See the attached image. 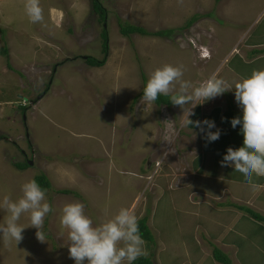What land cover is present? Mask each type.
Here are the masks:
<instances>
[{
    "label": "rangeland",
    "instance_id": "374dc122",
    "mask_svg": "<svg viewBox=\"0 0 264 264\" xmlns=\"http://www.w3.org/2000/svg\"><path fill=\"white\" fill-rule=\"evenodd\" d=\"M229 1L101 0L103 18L93 0H39L43 20L31 23L25 0H0V201L19 199L25 182L45 175L52 184L46 202L53 208L44 220V242L30 214L22 215L23 238L0 241V264H75L60 216L66 204L77 202L94 226L121 208L138 220L148 217L154 243L145 242L144 256L156 264H221L210 244L232 264H264V222L238 208L264 216L263 192L253 193L229 167L217 171V159L232 144L243 145L240 130L223 128L219 140L207 143L188 128L190 104L141 103L143 76L148 80L166 64L182 67V79L193 88L213 74L231 82L264 70V55L248 59L253 66L242 58L250 50L245 46L263 44L264 16L253 23L252 0L237 7ZM195 15L197 23L186 28ZM123 26L174 34L126 36ZM88 57L107 64L91 67ZM234 97L229 91L201 101L193 115L198 107L204 117L215 108L235 111ZM28 161L29 168L17 167ZM189 176L194 187L188 182L175 192ZM196 192L197 205L205 207L190 202ZM7 215L0 208V226Z\"/></svg>",
    "mask_w": 264,
    "mask_h": 264
},
{
    "label": "clouds",
    "instance_id": "9594fccd",
    "mask_svg": "<svg viewBox=\"0 0 264 264\" xmlns=\"http://www.w3.org/2000/svg\"><path fill=\"white\" fill-rule=\"evenodd\" d=\"M24 11L31 23L43 20L39 0H25ZM183 75L182 67L166 64L155 69L143 89L141 103H155L160 96L175 91L171 95V103L182 109L190 104L188 124L199 128L206 142L212 143L220 139L221 130L217 129L214 120H190L192 109L234 91L242 116L233 118L230 123L233 129L240 126L243 145L236 149L228 148L221 166L240 174L253 193L264 189V184L257 182L258 178H264V70H255L250 77L231 82L213 74L194 88L191 82L182 79ZM167 131L165 141L168 139ZM28 162L30 165L32 161ZM21 191L22 196L17 200L5 197L0 201V208L8 214L5 225L0 226V241L18 244L25 229L18 221L28 213L31 227L37 229V239L44 242V220L53 211L51 204L46 202V190L36 180H30L22 185ZM60 224L68 229L69 258L75 264H135L145 255V241L140 233L138 217L127 208H121L113 218L94 226L82 203H69L62 208Z\"/></svg>",
    "mask_w": 264,
    "mask_h": 264
},
{
    "label": "trees",
    "instance_id": "16d2710c",
    "mask_svg": "<svg viewBox=\"0 0 264 264\" xmlns=\"http://www.w3.org/2000/svg\"><path fill=\"white\" fill-rule=\"evenodd\" d=\"M95 8V10L101 11V17H106L107 13L103 10L102 5H101V0H93V9ZM200 15H195L190 21H188L186 28H190L192 27L195 23H197L198 19H199ZM102 18V19H103ZM127 29V30H125ZM122 33L126 36H130L131 34H140L143 36H154V37H158V38H169L172 37V35L174 34L173 30H166V31H159L156 33H151L149 31H147L146 29H144L143 27H133V26H126V27H122ZM108 33L105 32V34H103L102 38L104 39L103 41V48L102 51L104 54H107L109 52V45H108ZM249 45L252 43L251 41L248 42ZM263 53V51H261ZM260 52V53H261ZM8 50L7 48L4 49V54L7 55ZM259 51L256 52V54H260ZM87 63L88 65H90L91 67H96V68H103L106 64L107 61L106 59L103 60H98L96 58L93 57H88L87 59ZM147 79L145 78V76H143V82L145 83L144 85H146L147 83ZM143 95V92H142ZM141 95V97H142ZM171 96H160L157 101L155 102L157 106H172L173 104L170 101ZM232 108V106H231ZM220 109H215L212 111V113L206 117L205 119L203 118L202 115V111L201 108L198 107L197 110L195 111L193 117L191 118V120L193 122L195 121H200L203 122L204 120H214L215 123L217 124L219 122V124L226 129L229 130H234L231 126L230 121L233 118L242 116L241 114H239L238 112L234 111V110H229L227 113L220 115ZM188 128L189 130H193V131H200L199 128L195 127L194 125L190 126L188 124ZM222 128V130H223ZM238 128H240V126H237L235 128V130H237ZM221 130V133L224 134V131ZM214 131V130H213ZM238 144V146H237ZM241 147V145L237 142L236 144H232L230 148L236 149ZM29 164L28 162L18 165L17 167H19V169H26L29 168ZM34 180H36L40 186L45 189L46 191L49 190L50 188H52V184L50 182V180L48 179L47 176L45 175H40L37 176ZM62 193H65L66 195L68 194H74L72 191H67L64 190ZM240 210L247 212L250 216L253 217V219L264 222V216L261 215L260 213L255 212L254 210L250 209V208H246V207H238ZM148 217L143 218L141 220H139V228H140V233L142 235V238L145 242H147L148 244H153L154 243V235L150 229V227L148 226ZM211 247H213V258L215 259V261L221 263V264H232L231 259L228 257V255H226L221 249H219L218 247L210 244ZM135 264H156L153 259L151 257H145L142 256L141 258H139L137 261H135Z\"/></svg>",
    "mask_w": 264,
    "mask_h": 264
},
{
    "label": "crops",
    "instance_id": "0c3cea01",
    "mask_svg": "<svg viewBox=\"0 0 264 264\" xmlns=\"http://www.w3.org/2000/svg\"><path fill=\"white\" fill-rule=\"evenodd\" d=\"M220 1V0H219ZM222 1V0H221ZM229 1V0H228ZM230 2V4L231 3H235V5L234 6H238L239 4H240V2H241V0H230L229 1ZM252 3H255V5H257V9L255 10V12H254V16L253 17H250V19H248V20H252L253 21V23L254 22H258L260 19H258V17H263L264 16V0H252ZM227 6H229V5H227ZM229 8V7H228ZM228 8H227V11H228ZM226 10V9H225ZM225 10L222 8V14L223 13H225ZM232 12L233 11V9H230L229 10V12ZM230 12V13H231ZM229 13V14H230ZM250 31H251V29H250ZM250 33V32H249ZM244 37H245V35H244ZM251 38H249L248 39V37H247V42L246 43H248V41L250 40ZM253 40H254V38H253ZM253 46H257L256 47V49L257 50H253L254 48H253ZM245 47H247V48H250V50L249 51H247V52H245V55L244 56H242V58L246 61V63H247V65H250V66H253V65H255L256 63L253 61L254 59V57H256V56H260V55H264V52L262 53L261 51H264V42H263V44H260V45H257V44H255V45H252V47H250V46H245ZM244 47V48H245ZM244 48H242V50H245ZM242 50H239V53L240 52H242ZM257 51H259V53L260 54H256V52ZM248 59H253V60H248ZM220 67H221V65H220ZM222 68H223V65H222ZM222 68H219L220 70H218L219 72H218V75H222L221 74V71H222ZM237 74V73H236ZM234 99H235V97H234ZM215 109H220V115H223V114H225V113H227L230 109H227V110H222L221 108H215ZM235 111H237L239 114H241L242 115V111H241V109L237 106V104H235ZM203 118L205 119L206 117H204V115H203ZM216 126H221L220 124H219V122L216 124ZM220 128H223L222 126L220 127ZM220 128H217V129H219V130H222V129H220ZM214 131L216 130V129H213ZM237 130H240V128H238ZM193 133L194 132H196V131H193V130H191ZM231 136V135H230ZM218 164H217V171L219 170V168H218V166L219 165H221V162H219V160L217 159V161H216ZM204 169H205V165H204ZM204 171V170H203ZM203 171L202 170H200L199 172H200V174H202L203 173ZM199 172H198V175H200L199 174ZM203 175V174H202ZM201 176V175H200ZM185 178V177H184ZM217 178H218V174H217ZM186 179V178H185ZM192 179H191V177L189 176V177H187V179L184 181L185 183H182V185L180 186V187H174L175 188V192H176V189H182V187H184L185 186V184H187L188 182H190V184L192 185V187H194V184H193V181H191ZM262 180V181H261ZM260 181L261 182H259L260 184H264V178L263 179H261ZM196 184H198V181L196 182ZM223 191H225V190H223ZM261 192H263V194H264V189H261ZM199 194H198V192H196V195H194V196H191V198H192V200H191V198H190V202H192L195 206H203V202H198V205H197V203H196V201H195V198H197V197H199L198 196ZM215 195V194H214ZM216 196V195H215ZM218 196H219V193H218ZM205 198V197H204ZM219 204H217L218 206H220V205H222L221 204V201H217ZM257 205V204H256ZM203 207H205V206H203ZM250 208V207H249ZM233 209H235V208H233ZM250 209H252V208H250ZM252 210H254V209H252ZM255 211V210H254ZM255 212H257V211H255ZM257 213H259V212H257Z\"/></svg>",
    "mask_w": 264,
    "mask_h": 264
},
{
    "label": "water",
    "instance_id": "95a60500",
    "mask_svg": "<svg viewBox=\"0 0 264 264\" xmlns=\"http://www.w3.org/2000/svg\"><path fill=\"white\" fill-rule=\"evenodd\" d=\"M30 165L32 166V165H33V163H32V162H30Z\"/></svg>",
    "mask_w": 264,
    "mask_h": 264
}]
</instances>
